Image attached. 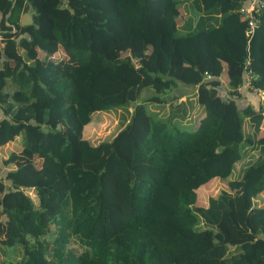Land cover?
<instances>
[{"label": "trees", "instance_id": "16d2710c", "mask_svg": "<svg viewBox=\"0 0 264 264\" xmlns=\"http://www.w3.org/2000/svg\"><path fill=\"white\" fill-rule=\"evenodd\" d=\"M245 1L0 0V148L22 146L0 157V264H264V6L250 34ZM128 107L111 140L84 137Z\"/></svg>", "mask_w": 264, "mask_h": 264}, {"label": "rangeland", "instance_id": "374dc122", "mask_svg": "<svg viewBox=\"0 0 264 264\" xmlns=\"http://www.w3.org/2000/svg\"><path fill=\"white\" fill-rule=\"evenodd\" d=\"M184 11L188 18V7L183 5ZM195 13L194 10H192V14ZM185 15V14H184ZM24 25L29 24L32 22V14L31 13H25L22 17ZM185 22V21H184ZM184 22H181L179 24H183ZM144 45V46H143ZM121 49H118L117 52H120ZM149 47L142 43L140 46V49H136V46L131 44L125 50L123 51V55H128L131 60L139 66L140 64L147 62ZM79 58L83 56L85 58L86 53H82L81 55H78ZM66 59L64 56L61 57L58 56L57 60H63ZM75 62L78 63V57L74 58ZM262 96V91H258ZM151 92H147L146 94H150ZM241 104L245 103V101H240ZM131 112V107L126 108H116L112 110H104L95 112L92 116L91 122L85 127L84 129V137L88 139L92 144L96 145L101 143L102 141L111 140L124 126L126 123V120L129 119V113ZM163 110H161V113L163 114ZM167 112V109L166 111ZM204 110L202 108H197L194 111H192L189 120L187 121V124L190 127H196L200 118L204 115ZM127 117V118H126ZM126 119V120H124ZM66 128V126L64 127ZM249 125H246V130L248 131ZM264 128V127H263ZM21 137H17L13 142L6 145L5 147L0 148V157H8L9 154L12 151H20L21 150ZM258 151H255L254 153H251L248 157L249 158H256L258 156ZM34 161H38L40 164L38 158H34ZM19 164L20 162L17 161ZM13 167V165H10ZM244 166L243 161H240L236 164V168L234 169V172L232 176L230 177V180L232 182H236L238 178V174L242 170V167ZM245 169V167H244ZM234 191H236V184L234 185ZM223 189H229L228 187V180H219L215 179L209 182L206 185V188L203 189L201 198L198 200L197 205L200 207H203L207 204L208 198L211 195L219 194L221 190ZM28 193L33 197V199H36L34 190H28ZM202 225V224H201ZM3 241L2 238H0V242ZM74 245L78 248L79 242L74 243ZM80 249V248H79ZM13 250H8V254H12L13 259H16L20 255H16L12 253ZM0 254H3V245L0 244ZM16 256V257H15ZM1 261V256H0Z\"/></svg>", "mask_w": 264, "mask_h": 264}, {"label": "built area", "instance_id": "2783aa9c", "mask_svg": "<svg viewBox=\"0 0 264 264\" xmlns=\"http://www.w3.org/2000/svg\"><path fill=\"white\" fill-rule=\"evenodd\" d=\"M263 6L262 0H246L241 7V12L249 19L250 34L258 27V14ZM2 40L3 36L0 34V42Z\"/></svg>", "mask_w": 264, "mask_h": 264}, {"label": "crops", "instance_id": "0c3cea01", "mask_svg": "<svg viewBox=\"0 0 264 264\" xmlns=\"http://www.w3.org/2000/svg\"><path fill=\"white\" fill-rule=\"evenodd\" d=\"M185 13L182 11L181 13H180V15L178 16V18H177V22L178 23H181V22H184V21H186V19H187V16L186 15H184ZM24 15V14H23ZM23 15L21 16V24H23L24 25V23H23V20H22V17H23ZM39 54L40 55H43V57H46V54L45 53H43L42 51H40L39 52ZM61 55V57L62 56H64V58H67L68 57V55L65 53V51L63 50V48H62V46L60 47V49H59V53H58V55L57 56H55L54 58H56V60H57V58H58V56H60ZM190 90H191V92H193L194 91V88H190ZM242 91H241V95H240V98L238 97V100L239 101H245V103L246 104H248V103H251V104H257L258 102H259V100L260 99H258V97L260 98V96H261V98L263 97L260 93V95L258 94V96H251L250 95V93L248 92V91H245L246 89L245 88H243V89H241ZM185 92H186V94H184V96L182 97V99H185L186 98V96H187V94H189L188 92V89H185ZM258 105V104H257ZM2 109V107H0V110Z\"/></svg>", "mask_w": 264, "mask_h": 264}]
</instances>
